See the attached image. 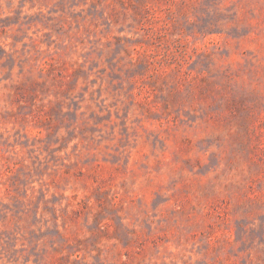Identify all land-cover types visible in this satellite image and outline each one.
Segmentation results:
<instances>
[{
	"label": "rangeland",
	"instance_id": "rangeland-1",
	"mask_svg": "<svg viewBox=\"0 0 264 264\" xmlns=\"http://www.w3.org/2000/svg\"><path fill=\"white\" fill-rule=\"evenodd\" d=\"M0 264H264V0H0Z\"/></svg>",
	"mask_w": 264,
	"mask_h": 264
}]
</instances>
